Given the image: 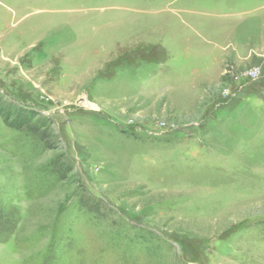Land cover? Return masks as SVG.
<instances>
[{"label": "rangeland", "instance_id": "rangeland-1", "mask_svg": "<svg viewBox=\"0 0 264 264\" xmlns=\"http://www.w3.org/2000/svg\"><path fill=\"white\" fill-rule=\"evenodd\" d=\"M0 208V264H264V0H0Z\"/></svg>", "mask_w": 264, "mask_h": 264}, {"label": "trees", "instance_id": "trees-1", "mask_svg": "<svg viewBox=\"0 0 264 264\" xmlns=\"http://www.w3.org/2000/svg\"><path fill=\"white\" fill-rule=\"evenodd\" d=\"M6 112L3 113L5 120L9 125L13 126L15 129L18 130H30L34 134H38L39 138H42L43 140L47 141V139L50 137V125L49 122L46 123V119L37 120L34 123L32 122L33 119L36 118V114L33 112H29L26 110H20L19 108H16L13 106H5ZM3 110V108H2ZM1 110V111H2ZM14 112H13V111ZM50 140V138H49ZM48 140V141H49ZM86 206L90 208L91 210H100V202L94 198L89 197L88 202H86ZM7 214L3 211L2 208H0V227L2 224L4 229H8V221H7Z\"/></svg>", "mask_w": 264, "mask_h": 264}, {"label": "bare ground", "instance_id": "bare-ground-1", "mask_svg": "<svg viewBox=\"0 0 264 264\" xmlns=\"http://www.w3.org/2000/svg\"><path fill=\"white\" fill-rule=\"evenodd\" d=\"M89 106L92 107V108H95V105H93V104H89Z\"/></svg>", "mask_w": 264, "mask_h": 264}, {"label": "built area", "instance_id": "built-area-1", "mask_svg": "<svg viewBox=\"0 0 264 264\" xmlns=\"http://www.w3.org/2000/svg\"><path fill=\"white\" fill-rule=\"evenodd\" d=\"M255 75H256V77L258 76V73H257V71H255V73H254Z\"/></svg>", "mask_w": 264, "mask_h": 264}]
</instances>
